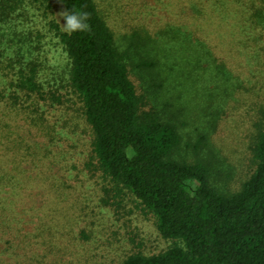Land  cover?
Segmentation results:
<instances>
[{
	"label": "trees",
	"instance_id": "1",
	"mask_svg": "<svg viewBox=\"0 0 264 264\" xmlns=\"http://www.w3.org/2000/svg\"><path fill=\"white\" fill-rule=\"evenodd\" d=\"M210 4L239 8L243 28L245 8L254 6L246 19L264 31V5ZM55 6L64 16L88 13L87 29L65 31L51 18ZM186 11L207 15L195 0ZM192 27L142 29L119 41L98 0H0V35H8L5 44L0 39V194L19 187L12 170L50 169L52 146L72 131V94L90 127L96 169L154 215L163 237L183 242L121 264H264V109L253 137L255 168L238 190L223 188L230 177L218 171L211 135L230 101L253 88ZM239 45L245 49V39ZM53 47L67 59L59 73L50 64ZM134 68L147 83L143 94ZM39 176L53 188L71 187Z\"/></svg>",
	"mask_w": 264,
	"mask_h": 264
},
{
	"label": "rangeland",
	"instance_id": "2",
	"mask_svg": "<svg viewBox=\"0 0 264 264\" xmlns=\"http://www.w3.org/2000/svg\"><path fill=\"white\" fill-rule=\"evenodd\" d=\"M192 1L98 0L119 41L142 29L155 34L169 24L200 26L217 57L245 78L247 89L253 88L230 101L211 135L220 160L218 171L230 177V187L223 188L236 191L256 166L253 137L260 121L259 109H264V31L248 21L257 9L254 6L245 8L243 28L237 16L239 8L228 4L226 10L217 11L210 0H195L207 12L201 17L186 11ZM254 2L257 7L264 5V0ZM53 12L51 18L64 27L63 11L55 6ZM7 37L1 34V43L5 44ZM240 38L245 39V49L239 45ZM51 53L50 64L59 73L67 59L54 47ZM130 76L138 93H145L147 83L135 68ZM69 100L72 131H66L61 147L52 146L50 169L38 173L31 163L24 165L27 171L6 167L18 175L19 187L15 192L5 187L0 194V264H121L136 253L150 256L183 245L163 237L154 215L131 192L109 185L96 169L82 104L72 94ZM39 175L58 183L67 181L71 187L53 188Z\"/></svg>",
	"mask_w": 264,
	"mask_h": 264
},
{
	"label": "clouds",
	"instance_id": "3",
	"mask_svg": "<svg viewBox=\"0 0 264 264\" xmlns=\"http://www.w3.org/2000/svg\"><path fill=\"white\" fill-rule=\"evenodd\" d=\"M88 17V13L81 12V13H68L66 14L63 19L64 23V30L71 32L75 30H85L87 29L88 25L86 23Z\"/></svg>",
	"mask_w": 264,
	"mask_h": 264
}]
</instances>
